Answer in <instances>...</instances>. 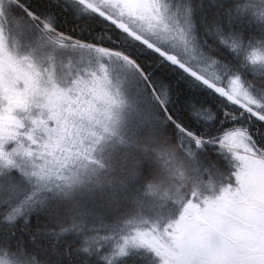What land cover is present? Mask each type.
Returning <instances> with one entry per match:
<instances>
[{
  "label": "rangeland",
  "instance_id": "1",
  "mask_svg": "<svg viewBox=\"0 0 264 264\" xmlns=\"http://www.w3.org/2000/svg\"><path fill=\"white\" fill-rule=\"evenodd\" d=\"M146 3L148 8L145 11L159 17L152 21L154 29L148 34L155 40L164 38L168 46L186 61L189 63L194 61L189 54L195 51V48L192 43L191 23L187 15L182 17L178 11L169 7L167 0H146ZM0 4L7 7L9 0H0ZM238 10L243 15L248 14L245 5H241ZM125 21L132 23L133 18L125 17ZM134 26L137 30L145 28L143 21L139 19H135ZM43 32L45 31L38 32L34 39H26L20 35V29L13 27L7 37L16 49L22 50V56L26 45L35 52L44 51L39 58L45 67L48 68L51 64L50 72L57 82V88L71 90L67 91V94L65 91H57L56 95L59 94V97L55 94L50 95H55L52 101L58 105V108L50 112L55 113V121L48 122V116L44 111H34L30 115L24 110H21L22 113L19 112L22 114L24 125H34V121L43 118L49 124V127L43 130L45 135L41 144L39 143L40 145L32 150L28 147L22 150L19 148L22 144L19 146L18 140L13 138L19 135L14 131L15 125L9 123L10 129L5 133L0 131V168H4L5 171L16 165L23 168L28 173V177L24 180L27 185V196H38V204L61 199L69 207L78 206L80 208L78 216L86 220L93 217H102L106 220L117 217L128 218L124 224L115 226L108 236L112 245L109 246L107 253L116 258L127 255L134 249L147 250L153 256V250L141 244L139 239L133 240L138 231L151 232L155 237L153 244L161 252L159 258L153 256L155 260L176 264L186 248L196 242V236L184 227L162 229L160 218L154 210L171 200L178 199L180 191L188 183L190 178L186 161L188 150H182L177 144L173 146L166 142L164 137L171 135L168 127L159 128L158 134L162 137L159 143H154L150 138V129L142 123L143 117L132 111L131 104L138 105L145 114L158 113L159 106L152 101L151 97L144 94L141 90L142 86L133 73L118 69L117 73L111 75V97H114L117 102L125 101L123 105L112 103V99L87 78L80 83L87 85L90 91H73L79 89L78 84L73 85V79L74 72L81 63L93 70H98L99 63L102 61L107 63L109 69L115 66L117 61L111 56L98 59L95 51L82 49L68 41L61 44L56 42L57 40L49 39L46 42L42 38ZM238 44L240 46L236 47L242 50L244 59H248L252 54L264 58V46H253L243 42ZM57 52L58 56H54ZM1 59L4 60L3 57ZM249 60L252 62L251 70L255 74L264 75V63H261L259 59L249 58ZM2 63L0 61V80L5 81L12 93L16 89L13 63L12 61ZM197 63L202 65L200 60H197ZM35 65L39 67L38 63ZM54 66L59 67V71L54 70ZM120 76L126 78L123 88L120 87ZM88 77H91V73H88ZM234 77L241 76L231 74L223 80L222 76L216 75L215 78L208 79L217 86L223 83L227 94L234 96V100L231 101L234 106L244 109L242 106L249 104V99H245L246 93L250 99L260 102L257 110L264 113V89L260 91L252 89L250 87L252 85L241 77L240 91L233 93L231 81ZM262 81L264 83L263 79ZM17 91L22 90L17 89ZM83 93H86L85 97ZM220 94L224 95V93ZM15 97L23 99V91L22 96ZM22 99L18 100L22 101ZM236 101H239L240 106ZM10 112L11 109L6 112L10 116L9 120L15 121ZM16 121L19 122V120ZM105 128L108 131H105ZM32 130L35 131L32 128L30 132ZM247 130L248 128L237 126L220 135L221 139H224L226 135L236 132L235 137H229L230 144L227 140L225 144L214 142L218 147L227 149L228 158L218 156L211 159L197 156L202 172L196 186L206 194L210 195L223 179L213 170L214 163H223L226 173L231 165L240 174L243 192L231 194L227 204L219 209L221 216L232 225L236 237L245 236L248 229L255 226L256 220L249 205L251 195L249 188L255 162L251 159L249 151L251 135ZM30 132H27L26 137H29ZM2 135L5 138H2ZM20 140H22L21 137ZM6 142H13V148L7 152L4 148ZM76 146H82L83 155L78 154L72 157L70 152ZM140 152L143 156H139ZM155 157L156 162L162 166L160 173L153 160ZM8 159L14 163L9 165ZM136 166L140 167L142 172L140 177L133 173ZM203 169L208 171L204 172ZM154 180L157 181L156 187L159 188V192L149 188ZM7 196L8 193L5 192V198L0 200V204L6 205V210L10 213L11 209L22 200V191L11 202L7 200ZM17 214L22 215V208ZM209 219L207 216H201L200 225L207 224ZM106 243L107 241L96 242L99 248H104ZM121 247L124 248V253L120 252ZM0 264L20 263L0 255Z\"/></svg>",
  "mask_w": 264,
  "mask_h": 264
},
{
  "label": "snow or ice",
  "instance_id": "2",
  "mask_svg": "<svg viewBox=\"0 0 264 264\" xmlns=\"http://www.w3.org/2000/svg\"><path fill=\"white\" fill-rule=\"evenodd\" d=\"M63 7L73 6L78 13H89L101 18L112 29V34L107 39L102 36H94L90 41L73 38L68 33L57 28L51 14H45L42 9L47 7L41 0H9L5 7L0 4V34L10 33L12 28L20 29V35L26 39H34L38 32L49 31L54 33L57 41L63 43L69 41L74 46L87 48L97 53L100 57L111 56L115 58L117 64L111 69L106 62H100L98 70H93L81 65L74 72L73 85L79 84L86 78L94 82V86L102 89L106 95L112 99V103L125 104L121 100L117 102L111 97L110 85L112 73H117L118 69L131 72L140 83L141 90L145 95L151 97L152 101L159 106L158 113H144L138 105L132 106V111L142 116V123L150 129V138L154 143H159L162 139L158 134L161 126L171 128L172 134L166 135V142L175 146L179 141V146L183 147L187 140L195 152L189 150L186 153V161L190 173L187 184L179 193V198L171 200L154 211L160 218V227L170 230L174 227H184L196 236V242L190 244L184 254L176 261V264H264V137L257 139L251 137L250 153L251 159L255 162L254 174L251 178L249 192V205L256 216L255 226L248 229L243 237H236L232 225L226 218L222 217L219 209L227 204L228 197L238 191H242L240 174L237 169L230 165L228 172H225L223 163L216 162L212 168L215 173L223 179L218 187L209 195L197 188L196 184L200 180L202 172L201 165L197 162L198 150L205 145L203 137L215 138L221 144L229 137H235L236 132L228 134L221 139L218 133H224V129L229 127L222 124L219 128H209L205 131L194 130L197 126L191 113L197 106L205 103L204 95L189 87L185 77L203 84L206 88L214 91L215 94L224 93L229 101L234 100L233 95H228L223 83L217 86L210 81L202 72L196 71L191 64L186 61L173 48H170L164 38L155 40L148 33L152 32L154 25L152 21L159 17L146 12L148 8L146 0H62ZM125 17H132L133 22L128 23ZM135 19L143 21L145 28L137 30L134 26ZM45 47V45H41ZM209 57L215 53L203 52ZM58 56V52L54 54ZM250 59H259L264 63V58L252 54ZM63 59L61 58V64ZM54 70L59 71V67L54 66ZM91 73V77H88ZM120 87L123 88L126 78L120 76ZM227 79V77H225ZM241 77H234L231 81L232 92L240 91ZM17 88L21 83L16 84ZM64 90L65 94L67 91ZM245 99H249L248 105L242 107L247 111L250 118L264 125V113L257 110L260 103L250 99L245 93ZM31 100V91L23 92V99L20 103L11 105L10 114L15 117L17 113L26 108ZM240 106L239 101H236ZM0 104H8L7 100H0ZM175 108V111L173 109ZM179 113V115H177ZM49 122L56 120L55 113H50L47 117ZM34 124H44L45 121H34ZM23 125L18 122V127ZM105 131H108L105 128ZM29 139H32L29 133ZM33 142H35L33 140ZM227 146V145H225ZM4 148L11 150L13 142H6ZM175 153L173 152V156ZM9 165L14 162L7 160ZM103 167V166H102ZM207 172L208 169H203ZM28 177V173L19 165L5 171L0 168V200H3L4 193L7 192V200L18 196L23 190V182ZM151 189L152 186L149 185ZM31 195L20 200L12 209L11 213L20 212L21 208L31 200ZM209 217V222L200 225V217ZM76 224L62 227L61 231L67 233L69 228H75ZM202 228V230H201ZM90 237L85 236L82 240V251L89 252L88 241ZM139 242L153 250V256L159 258L161 252L153 244L155 237L151 232H137L133 240ZM121 253L124 248L121 247ZM59 264H66L61 260ZM157 264H167L157 259Z\"/></svg>",
  "mask_w": 264,
  "mask_h": 264
},
{
  "label": "trees",
  "instance_id": "3",
  "mask_svg": "<svg viewBox=\"0 0 264 264\" xmlns=\"http://www.w3.org/2000/svg\"><path fill=\"white\" fill-rule=\"evenodd\" d=\"M170 8L178 11L181 16L187 15L190 19L192 30V43L195 51L189 52L194 58L191 66L202 72L208 78L216 75L228 77L239 74L250 83L252 89H264V75L255 74L250 67L249 58L244 59L238 43H247L253 46H264V0H167ZM47 7L42 9L45 14H51L57 28L71 35L73 38L90 41L94 36L107 39L112 34V29L101 18L89 13H78L73 6L63 7L62 0H41ZM245 5L248 14L243 15L238 9ZM69 42V41H68ZM203 52L215 53L210 58ZM200 60L202 65L197 63ZM190 88L204 95L205 103L197 106L191 113L197 126L194 130L203 128H219L222 124L234 128H248L251 137L261 139L264 136V125L253 120L247 111L238 108L226 96L215 94L206 88L185 77ZM175 111V108L173 109ZM245 111L244 116L238 121L237 114ZM179 115V113H177ZM201 127V128H200ZM172 134L171 128L169 129ZM223 133H218L222 135ZM205 145L198 150V157L214 159L224 157L227 149L218 147L215 138L203 137ZM179 146V141H177ZM187 140L184 141L182 150H191ZM82 146H76L70 156L83 155ZM139 156H143L140 152ZM158 173L162 166L153 158ZM125 167V164H123ZM141 176L140 167L136 166L133 172ZM151 186H156L154 180ZM22 199L27 197V185L23 182ZM19 196V195H18ZM44 196V195H42ZM6 207V205H4ZM78 206L69 207L61 199L48 203L38 204V196L32 197L22 207V215L8 213L11 218L0 213V255L15 260L20 264H59L61 260L66 264H153L149 261L152 254L143 249H134L127 255L115 257L109 253V234L115 226H120L128 218L117 217L106 220L102 217L84 219L79 217ZM75 228H69L67 233L61 228L72 223ZM107 232V233H106ZM85 236L88 241L89 252L82 251V240ZM97 241H107L104 248H99ZM110 241V243H109ZM108 248V249H107Z\"/></svg>",
  "mask_w": 264,
  "mask_h": 264
},
{
  "label": "flooded vegetation",
  "instance_id": "4",
  "mask_svg": "<svg viewBox=\"0 0 264 264\" xmlns=\"http://www.w3.org/2000/svg\"><path fill=\"white\" fill-rule=\"evenodd\" d=\"M44 36H42L43 40L46 42L50 40H57V38L54 36V33L45 31L43 32ZM6 34H0V56L3 57L4 60L1 59V63H7L11 62L13 63L14 67V84L16 85L18 82L21 83V87L17 88L10 93L9 88L6 86L5 81L0 80V100H7L8 104H0V131L3 133L6 132V130L10 129V126H8L9 123L11 125H15V132L18 133L17 137H13L18 140L19 146L22 144L21 147H19L21 150L25 147H28L30 150H32L35 146L40 145L42 142V138L45 135L43 133V130L45 128L49 127V124L46 119H42L45 121L44 125L37 126L36 124H27L24 125L23 119H22V112L18 113L14 118L15 121L9 120L10 116L6 113L11 108V105L18 104L21 102L22 98H16L15 96H22V91L30 90L31 91V100L30 103L26 108L23 110L26 111L29 115L31 112H41L44 111V113L49 116L50 112L52 110H55L58 108V105H55L52 101V98L55 97L57 91H64L59 90L57 88V82H55L54 78L52 77V73L50 72V67H45L44 63H42L41 59L39 58L44 51L37 50L36 52L32 50L29 46L26 45L23 56H22V50L16 49L12 45V42L8 40V35ZM7 60V61H6ZM35 63H38L39 67H36ZM3 64V63H2ZM79 89L73 90V91H90L88 89L87 85L83 83L78 84ZM17 89H20L22 91H17ZM65 89V87H63ZM52 94H55L54 96H50ZM83 97L86 96V93L82 94ZM57 97L60 95L57 94ZM22 110V111H23ZM244 116H246L245 111L241 112L239 115H237L238 121H240ZM22 124V127H18V121ZM41 120V119H39ZM49 122V121H48ZM35 129L30 132V129ZM27 132H30L32 139H29V137H26ZM20 137L22 140H20ZM2 138H5L4 135H2ZM10 139V138H9ZM33 140L35 142H33ZM40 143V144H39ZM31 153V151H30ZM228 151L225 154V158H228ZM243 192V191H241ZM234 202V201H232Z\"/></svg>",
  "mask_w": 264,
  "mask_h": 264
},
{
  "label": "bare ground",
  "instance_id": "5",
  "mask_svg": "<svg viewBox=\"0 0 264 264\" xmlns=\"http://www.w3.org/2000/svg\"><path fill=\"white\" fill-rule=\"evenodd\" d=\"M56 1H58V0H56ZM239 114L240 113H238L237 115H239ZM190 146L192 147V145H190ZM191 149H195V148H191ZM228 149H230V148H228ZM152 189H154V190H156L158 192L160 191L159 188L156 187V186H152ZM0 213H3V214L6 215V217L11 218V216L8 215V212L6 210V207L4 205H2V204H0ZM149 261H151L153 264H157V260H155V258L152 255L149 256Z\"/></svg>",
  "mask_w": 264,
  "mask_h": 264
}]
</instances>
